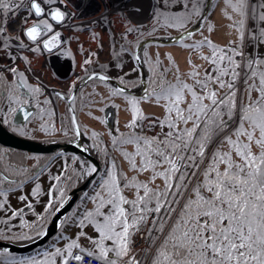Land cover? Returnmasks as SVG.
<instances>
[{
	"label": "snow or ice",
	"instance_id": "1",
	"mask_svg": "<svg viewBox=\"0 0 264 264\" xmlns=\"http://www.w3.org/2000/svg\"><path fill=\"white\" fill-rule=\"evenodd\" d=\"M54 2L0 0V11L7 17L27 3L29 16L47 15L52 21L63 23L65 12L60 9L46 12L42 7ZM157 3L167 7L170 0H157ZM175 3L181 9H189L191 4V9L165 17V26L184 29L192 15L200 16L199 0H175ZM225 4L237 17L233 19L227 11L224 13L232 21L229 27L235 30L237 39L224 47L208 37L184 45L209 48L210 55L201 58L211 66L210 70L201 75L193 65L188 73L192 84L179 75L174 83L169 82L161 74L159 84L150 94L157 103L165 102L164 117L148 125L151 130L158 124L161 131L151 136L137 133L135 129L143 132V122L152 118L144 115L139 101H129L132 118L127 127L133 131L122 134L121 139L114 137L112 144L120 150L129 170L137 175L128 177L113 160L96 184L94 194H85L93 207L85 208L75 217L74 224L80 229L75 238H65L68 242L63 248L57 247L41 259L13 261V264H57V260L59 264H92V261L96 264H264V54L259 51L264 45V0H225ZM154 18L159 21L155 14ZM24 20L26 23L27 17ZM249 20L252 27L248 26ZM6 23V19L0 23V35L5 32ZM51 31L52 24L47 19H38L24 30V35L36 42ZM127 31H139V27H129ZM212 31L214 26L209 25L208 32ZM192 34L188 32L189 36ZM246 35L251 48L247 53ZM59 38L57 32L43 41V47L51 50ZM32 50L39 51V47ZM168 59L172 61L171 56ZM6 70L19 75L23 85L22 73H17L14 67ZM98 79L105 81L108 77L100 75ZM29 91L41 90L37 87ZM122 93L123 89L114 92ZM9 99L17 104L28 103L21 102L19 96ZM30 115L26 112L24 119L28 120ZM72 123L76 126L75 116ZM41 129L56 131L54 125L49 128L42 124ZM75 132L80 135L78 126ZM98 135L93 133L94 137ZM124 144L134 145V151H124L121 147ZM81 150L88 149L82 146ZM73 162L79 165L73 172L77 178L98 174L97 167L87 160L73 157ZM65 173L66 169L53 177L57 183L49 190L46 213L57 203L63 207L64 190L59 182L62 177L70 179ZM145 173L147 178L141 180L139 176ZM157 180L161 183L157 184ZM6 181L8 177L0 174V185ZM38 188L31 195L38 196ZM54 192L59 193L58 197L53 196ZM4 196L6 193L0 190V197ZM27 199L20 197L21 201ZM5 203L0 200V210L5 209ZM25 207L32 209L33 204L28 202ZM23 213L24 209L14 210L11 218ZM0 223L7 225L8 219ZM64 223L66 220L59 226L62 228ZM21 226L33 227L37 235L46 234L38 226L25 225L23 221ZM89 227L94 235L84 230ZM25 238L31 237L27 233L5 236L0 229V239ZM5 255H10L8 250L0 249V256Z\"/></svg>",
	"mask_w": 264,
	"mask_h": 264
},
{
	"label": "rangeland",
	"instance_id": "2",
	"mask_svg": "<svg viewBox=\"0 0 264 264\" xmlns=\"http://www.w3.org/2000/svg\"><path fill=\"white\" fill-rule=\"evenodd\" d=\"M75 1V0H73ZM79 1V0H78ZM75 1V5L79 2ZM122 1V0H121ZM126 1H129L126 3ZM254 0H252L253 2ZM83 2V0H82ZM114 2V1H113ZM120 2V1H119ZM118 2V3H119ZM124 5L119 9H114L115 6H118V3L114 5V7H110L109 3L106 0L108 6H103L101 8H96L94 10V6L91 8H87L86 5L81 8L80 14L83 16V23L90 21V19L95 20L91 24H83L81 27L87 28V31L84 32H75L71 30L69 34V38L71 41L78 40L75 46H73L72 50L74 55L76 56V64L77 71L75 73L80 74L82 72V67L87 66L85 61L87 58L94 64H106L103 65L102 73L110 74L115 79H117L121 84L123 83L125 86L130 87L133 93H137L143 96L139 101V107L142 109L145 116L152 118L151 120H145L144 130L143 132L151 135H155L160 132L157 131L156 127L151 130L148 128L150 123H154L157 119H162L165 114L164 110V101L161 100L157 103L154 96L150 94L153 92V89L157 87L160 81L161 74L164 75V78L169 82H175L176 75H179L180 78L188 84H192V79L188 76V73L193 70V65H196L199 68L201 75L205 72V70H210L211 66L207 63V61L201 58V55L208 56L210 55L209 48H202L191 52L190 54L186 53V50L177 46H165V47H145L142 48L137 47L138 55L140 57V61L137 63L132 59L131 53L133 51V44L135 46L142 42L146 35L158 36L164 35L163 40L170 37L171 33L176 31L173 27H159V22L165 21L164 19H159L157 21L154 17L155 12V3L153 0H123ZM195 2V0H193ZM177 9L181 8L180 5L174 3ZM207 0H199V10L200 16L192 15L191 22L186 25H193L192 28L199 27L198 20H202L201 14H204L206 9V13L210 14L209 25L214 26V31L211 33L208 32V26L205 30L203 28L202 31L198 32L197 40L194 43L202 40L204 37L212 38V40H217L219 42H214L215 44L224 47L229 43V41H234L237 39V33L233 28H230L229 25L232 21H229L224 13L227 11L229 15L233 16V19H236V15L233 13L232 9L225 4V0H219L217 5L213 8V4H209ZM191 9V4L189 5V9H185V11H189ZM85 11H88L93 16H88L84 14ZM75 13H78L76 10ZM79 14V13H78ZM154 19V20H153ZM88 20V21H85ZM199 20V21H200ZM82 24V23H78ZM138 26L139 31L128 32L127 29L129 27ZM248 26L252 27V21L249 20ZM64 41L67 43V32L65 30ZM247 36V35H246ZM223 42V43H221ZM131 43V49L127 47V44ZM148 46V45H147ZM264 49V45L262 46ZM5 50V67L4 75L8 77L9 71L6 69L9 68L8 64L11 62L10 50L4 46ZM245 52H250L251 48L248 46V38L245 40ZM172 57V61L168 59V57ZM53 59V57H52ZM191 61V63H189ZM24 62L26 66L35 67L36 69L40 67L41 57L39 55H33L28 50H22L20 52L19 57H16V63ZM51 63V60H50ZM99 65V66H100ZM48 69L44 70V73H49L48 70H54L56 72L53 74V77H46L45 80L48 86L57 85L60 89H70V92L74 91V86L78 81V78L69 77L68 75L73 68L70 64H67V67L62 69V67L55 66L54 64L48 65ZM89 66H87L88 68ZM94 70V68H93ZM51 71V72H52ZM141 74L144 76L146 87L150 88L143 94V82L141 79ZM50 74V73H49ZM48 74V75H49ZM67 74V80H60L59 77H64ZM87 76V75H85ZM85 93L81 91L79 97L78 106H84L83 117L79 120V124L82 127L83 136L87 138V142L82 143L86 145L88 151L93 154L97 159H99L102 163V168L97 178V182L104 176L105 170L109 168L110 164L114 160L118 165V170L122 171L128 177L131 176L133 171L129 170V164L121 155L119 149L114 148L112 144L111 136L113 134H117L120 132V129H129L127 127L128 123L132 118L131 105L129 103L131 98L122 96L120 94H114V91L109 88L106 83L98 82L94 80V82L90 83L84 89ZM190 100V96L188 97ZM77 106V107H78ZM87 108V110L85 109ZM111 108L114 109V113L116 119L112 122L107 118L110 122V126L104 123V113L106 110ZM41 119L39 118L38 121ZM128 122V123H127ZM32 124V123H31ZM34 124H32V127ZM38 122V127H39ZM35 127V126H34ZM38 130H32L31 128L27 129L26 136L33 135L31 139L23 138L24 141L34 143L35 141L39 144L40 148H42L43 143L48 146V154L54 153L56 151L63 152V149L67 148V143L60 142H50V138H42L49 137L50 132H37ZM141 131V130H140ZM70 125L69 118L67 116V135L70 133ZM21 133V132H20ZM93 133L99 134L98 136H93ZM22 134V133H21ZM25 134V133H23ZM36 134V136H35ZM80 140V138H79ZM94 145H99V147H95ZM124 151L133 152L135 146L132 144H127L121 146ZM255 150V149H254ZM5 150L1 148V154ZM105 151L107 154H105ZM66 152V151H64ZM41 151L37 152L35 155H26V154H18L16 152L9 153V160L2 161V167L0 166V170H5L8 172V177H13L17 179H21L20 174L26 173L27 176L34 174L37 170V178L32 183H27L23 181L20 183L24 184L22 189L17 188V190L11 191L14 193H7L6 196L0 197V200L5 201V209L0 210V220L8 219V224L5 225L0 223V229H3L4 232L14 233L15 236H20L23 233H27L29 237L17 240V239H1L3 242H19V244H26L29 241L38 237L36 231L33 227H23L21 226V221L24 222L25 225L29 226H38L40 230L43 232L45 228L51 222V216L55 211V208L59 206L57 203L54 206V209L49 210V212H45V206L48 204V192L49 188L53 185V177L56 175L65 172L66 169V177H62L59 182L60 187L64 190V198L67 195L68 188L74 184L81 182L83 177L77 178L73 176V172L79 169L78 163H74L72 157L70 156H59L53 160L51 164L48 162V159L40 156ZM17 158L19 164H14L13 161ZM83 160L84 158L81 157ZM85 160V159H84ZM88 161V160H87ZM90 162V161H89ZM91 163V162H90ZM15 166V169L13 167ZM92 164V163H91ZM19 174V175H18ZM148 176L147 173L140 175L141 178L146 179ZM16 183V182H15ZM27 183V184H26ZM57 182L55 181V184ZM157 184H160L161 181L157 180ZM4 184H14L5 182ZM19 184V185H20ZM18 185V186H19ZM37 186L39 195L33 196L31 195L33 189H36ZM13 187H16L14 185ZM94 184L87 192L88 196H92L94 194ZM15 189V188H12ZM59 193L54 192L53 196L58 197ZM127 195L131 196V193L128 192ZM21 196H27L28 199L25 201H21ZM31 202L33 204L32 209H28L25 205ZM93 207L92 203L85 199L77 204L70 215H64L61 220H66L63 227L61 228L59 225L55 228V231L49 236L41 245L32 250H45L44 253L39 254L31 259H41L44 257L45 253L54 251L55 248H63L65 244L68 242V239L75 238L76 234L80 231L78 227L75 226L74 220L75 217L80 213L84 212L85 208L91 209ZM24 209V213L22 216H18L16 218L12 217V211ZM38 217H40L38 219ZM65 217V218H64ZM71 218V219H68ZM11 231H8V229ZM86 232L89 235H94L91 228H85ZM19 234V235H17ZM5 236H11L9 233H4ZM14 237V236H13ZM68 238V239H65ZM81 243H85V241L81 240ZM15 257H3L0 256V264H13ZM28 260V259H26ZM19 262V261H18ZM57 264H59V260H57Z\"/></svg>",
	"mask_w": 264,
	"mask_h": 264
},
{
	"label": "flooded vegetation",
	"instance_id": "3",
	"mask_svg": "<svg viewBox=\"0 0 264 264\" xmlns=\"http://www.w3.org/2000/svg\"><path fill=\"white\" fill-rule=\"evenodd\" d=\"M103 6H108V5L104 4ZM98 8H101V7H98ZM80 11L81 10L78 11V13H79L78 14V13H75L74 10L72 11V10L67 8V34H68V36H67V53H65V54H66L67 64H70V66H73V68L71 69V71L69 73V77H72L73 75H75V78H78V80H83L85 78V75L93 72V70L89 71L88 68L84 67V68H82V72L80 74L74 73V71H75L74 65H75L76 58H75V55H74L72 48H73V46L76 45L75 43L79 42V41L78 40L71 41L69 38V34L71 33V30H73L75 32L87 31V28L81 27V25L91 24L95 20L90 19V21L86 20L88 22L83 23V19H84L83 16H85V15H81ZM85 12H87V11H85ZM93 15L94 14L90 13L88 16H93ZM85 17H87V16H85ZM79 22L82 24H78ZM131 45H132L131 43H128L127 47L129 48ZM61 46H66V45H65V41L62 39L60 40V38H59V40L57 42H55V45L52 46L51 48L52 49H54V48L58 49ZM92 63L93 62H91V64ZM94 71H98V70L95 69ZM10 85L13 86L12 83ZM17 85L21 86L20 90H18V96H19L21 102L24 100L30 101L31 103L34 104V106H36L39 109L40 114L47 113L49 122L53 123L52 126L54 125V127L56 129V131H54V132L49 131L50 132L49 137H42V138H50L51 141H55V142H57V141L58 142L70 141L71 138L67 137V134L66 135L64 134L65 131L67 132V116L71 120V125H72V116H71L72 107H71L70 102L69 103L67 102V96H69V94H70L67 91V89L65 92H62L56 86L55 89H57V90H55V91L53 90L54 88H52L51 90H47L44 86L34 84V82H32L30 80H27V81L23 80V85L21 84V81H18ZM37 87H39L41 90L39 93H33V92L29 91L30 88H37ZM8 88H9L8 84H6V83L4 84V83L0 82V92L1 93L8 91ZM59 92L63 93L64 96L62 98L56 97V95H58L56 93H59ZM77 94L79 95L78 92H77ZM77 94H76V96H77ZM10 95H12V93H10L9 96ZM59 96H62V95H59ZM52 98H54L56 100V112L54 111V108L52 106V102H50ZM45 101H48L49 103H45ZM17 105H25V104L20 103ZM74 109H75L76 121L78 122L80 120L81 116L83 115L84 107H82V105H80V108H77L76 104H75ZM54 121L56 123H54ZM69 125H70V121H69ZM8 127L10 129L16 131V132L17 131L19 132V129H21L18 126L13 127L12 125H9ZM21 131H24V130H21ZM18 135L24 136V135H21L19 133H18ZM29 138H32V136H29ZM40 156H43L47 159H52L51 157L53 155L46 154V155H40Z\"/></svg>",
	"mask_w": 264,
	"mask_h": 264
},
{
	"label": "water",
	"instance_id": "4",
	"mask_svg": "<svg viewBox=\"0 0 264 264\" xmlns=\"http://www.w3.org/2000/svg\"><path fill=\"white\" fill-rule=\"evenodd\" d=\"M206 9H205L204 14H203L204 17L202 19L201 25L197 29L201 28L203 26L205 20H206ZM197 29L185 30V31L179 33L178 35L174 36L171 39L172 41L170 43H173V42L181 39L182 37L187 35L189 31H191L193 33ZM148 42L158 43L160 45H164L167 43V42H157V40H154V39L148 40ZM100 75L97 74V78ZM92 76H94V74H92ZM105 81H111V79L108 78ZM142 82H143V80H142ZM113 88L118 92H119V90L123 89L122 94H126V95H129L131 97H138V95H134L129 90L124 89L117 82L114 83ZM17 114H18V112H17ZM0 143L3 145L16 147V148L24 149V150L31 151V152H39V151L43 152L44 151L40 148L39 144H37V143L26 142L23 139H19V138L14 137L9 132L5 131V129L1 125H0ZM62 151L63 152L64 151L71 152L74 155H82L84 158L89 159L97 167V169L99 171V163L97 162V160L93 156H91L87 151H82L81 147H78V146L76 147V145L67 144V148L63 149ZM95 176H96V174H93V176H89L86 180H84L81 183V185L76 187L74 190H72L67 195L66 199L64 200L65 202L63 204V207H59V210L56 211L55 215L52 217L51 222L43 231V233H46V234L38 235V237L36 236V238L33 241L28 242L26 244H19V243H14V242H0V249L6 248L9 253H25V252H28V251L38 247L39 245H41L49 236H51V234L55 231V228L59 225L61 218L72 207V205L74 204V202L77 199L78 192L81 190H85L87 185L93 180V178Z\"/></svg>",
	"mask_w": 264,
	"mask_h": 264
},
{
	"label": "bare ground",
	"instance_id": "5",
	"mask_svg": "<svg viewBox=\"0 0 264 264\" xmlns=\"http://www.w3.org/2000/svg\"><path fill=\"white\" fill-rule=\"evenodd\" d=\"M109 3H111L109 6L110 7H114V5L115 4H117L119 1V3H118V6H115L114 7V9H119L121 6H123L124 5V2H123V0L121 1V0H107ZM114 1V2H113ZM218 1L219 0H215L212 4H213V8L217 5V3H218ZM79 3L78 4H76V6H78L79 7V9H81V8H83L85 5H86V7L87 8H91V7H93L94 6V10L96 9V8H98V7H103V5L104 4H107L106 3V0H83V2H82V0H79L78 1ZM127 2H129V1H126V3ZM130 3V2H129ZM108 5V4H107ZM32 108H34V104H31L30 105ZM12 108H16V103L15 104H13V102L8 98V96H7V94H6V92H3V93H1L0 92V111H4V110H9L10 111V109H12ZM11 112V111H10ZM20 114H21V111H19V113L17 114V116H16V120H21V116H20ZM37 119H38V116H35L34 118H33V120H32V124H34V126L32 127V124H31V122L29 121V123H28V125H27V127L29 128V127H31V129L32 130H38V121H37ZM48 122L45 124L47 127H48ZM41 131L42 132H45L44 130H42L41 129ZM37 132H39V130L37 131ZM49 132V131H48ZM81 140L82 141H84V142H87L88 140H87V138L86 137H84V136H82L81 137ZM7 158L9 159L10 157H9V154L7 155ZM14 160H17V158H15ZM83 179H86V178H83ZM1 186V185H0ZM17 235H19V234H17ZM34 240V239H33ZM33 240H31V241H33ZM31 241H29V242H31ZM0 242H3V240H1L0 239Z\"/></svg>",
	"mask_w": 264,
	"mask_h": 264
},
{
	"label": "trees",
	"instance_id": "6",
	"mask_svg": "<svg viewBox=\"0 0 264 264\" xmlns=\"http://www.w3.org/2000/svg\"><path fill=\"white\" fill-rule=\"evenodd\" d=\"M181 10L182 9L178 10L173 2H170L167 7H165L163 3H159V9H158V14L157 15H158L159 18H162V19L165 20V17H170V16H172L174 14H177ZM262 46L263 45L260 46L259 51H260V53L264 54V49H263ZM149 89H151V87ZM131 131H133V130H131V129L122 130V131L118 132L117 134H113L111 136V138L113 139L115 137L117 139H121L122 138V134L126 135V134L130 133ZM135 131L137 133L142 134V135H149V134H147L145 132H141L139 128L135 129Z\"/></svg>",
	"mask_w": 264,
	"mask_h": 264
},
{
	"label": "built area",
	"instance_id": "7",
	"mask_svg": "<svg viewBox=\"0 0 264 264\" xmlns=\"http://www.w3.org/2000/svg\"><path fill=\"white\" fill-rule=\"evenodd\" d=\"M96 264V263H95Z\"/></svg>",
	"mask_w": 264,
	"mask_h": 264
}]
</instances>
